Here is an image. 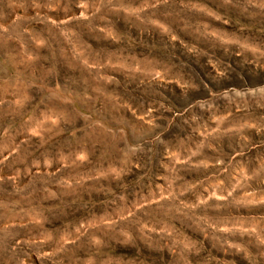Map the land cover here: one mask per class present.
<instances>
[{
    "label": "rangeland",
    "instance_id": "374dc122",
    "mask_svg": "<svg viewBox=\"0 0 264 264\" xmlns=\"http://www.w3.org/2000/svg\"><path fill=\"white\" fill-rule=\"evenodd\" d=\"M0 264H264V0H0Z\"/></svg>",
    "mask_w": 264,
    "mask_h": 264
}]
</instances>
